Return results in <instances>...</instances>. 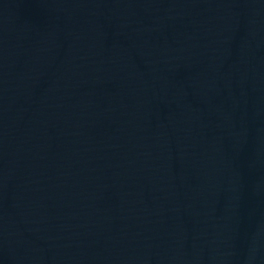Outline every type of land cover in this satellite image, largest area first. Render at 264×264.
<instances>
[{
  "label": "water",
  "instance_id": "1",
  "mask_svg": "<svg viewBox=\"0 0 264 264\" xmlns=\"http://www.w3.org/2000/svg\"><path fill=\"white\" fill-rule=\"evenodd\" d=\"M0 264H264V0H0Z\"/></svg>",
  "mask_w": 264,
  "mask_h": 264
}]
</instances>
